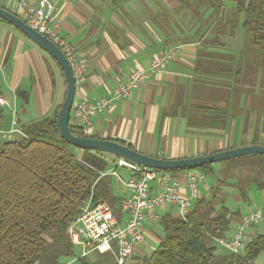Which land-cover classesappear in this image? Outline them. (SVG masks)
<instances>
[{"label":"crops","instance_id":"0c3cea01","mask_svg":"<svg viewBox=\"0 0 264 264\" xmlns=\"http://www.w3.org/2000/svg\"><path fill=\"white\" fill-rule=\"evenodd\" d=\"M28 1L38 4L41 0ZM49 1L57 5L53 20L60 36L76 47L79 59L87 62L85 79L77 86L76 101L109 96L130 72L148 67L163 49L179 46L178 55L165 69L151 74L130 97L115 101L109 111L96 116L89 135L120 141L140 152L163 158L199 156L264 144L261 68L253 73L252 92L237 95L234 88L242 87V82L227 80L234 87H227L231 88L228 102L213 101L198 94L200 90H208L210 84L205 81L220 79L214 76L213 64L222 60L208 55L237 56L243 48V19L235 9L228 10L226 17L231 23H238V27L233 34L221 35L220 45H216L210 42L215 37L213 10L201 11L192 0ZM3 4L24 18L23 9L13 0H5ZM66 91V79L57 62L19 29L0 19V96L6 99L0 108V128H12L14 115L16 127L22 129L26 124L53 117ZM178 100L181 102L176 107ZM220 107L227 114L217 118L214 108ZM108 158L111 170L116 158L110 154ZM224 167L219 165L214 169L217 172ZM117 173L109 175L114 194L122 200L130 171L119 167ZM171 174L179 193L190 197L188 171ZM209 178L205 176L200 181V195L194 200V206L199 198L211 197L219 177ZM150 185L155 188L157 181H151ZM222 194L225 205L234 214L230 227L235 224L238 232L243 217L255 207L264 208V187L253 186L248 198L233 185L223 186ZM168 210L176 212L173 207H165L160 215ZM159 232L158 224L146 226V241L134 251L128 264H142L153 240L159 244ZM247 235L249 241L254 236ZM84 258L86 264H116L110 253L91 252Z\"/></svg>","mask_w":264,"mask_h":264},{"label":"trees","instance_id":"16d2710c","mask_svg":"<svg viewBox=\"0 0 264 264\" xmlns=\"http://www.w3.org/2000/svg\"><path fill=\"white\" fill-rule=\"evenodd\" d=\"M192 1L201 11L213 10L215 37L210 42L216 45H220L221 35L233 34L238 27V23L228 21L226 12L235 9L244 16L242 50L237 56L208 55L222 60L213 64V68L216 74L224 76L215 74L220 79L205 81L210 84L208 90H200L198 94L213 101L228 102L231 88L227 87L234 88L228 79L235 80L236 84L242 82V87L234 88L235 94L252 92L254 71L261 68L264 73V0ZM180 102L175 103L176 107ZM62 103L53 117L26 124L25 135L0 143V264H67V260L77 255L69 234L70 226L89 201L108 204L122 218L121 199L113 192L110 175L102 174L111 165L109 154L85 149H80L79 154L72 150L74 146L59 132L58 113ZM214 110L219 115L217 118L227 114L222 107ZM70 130L79 137H94L75 123L72 112ZM242 158L226 161L228 165L220 171L222 177L233 174L235 181L227 180L223 184V178L219 177L211 197L199 198L186 219L172 210L160 215L159 245L143 258L142 264H254L264 254V234L254 235L242 253L217 252V239L225 236L234 215L225 205L221 186H239L241 194L248 198L249 190L241 186L240 173H233L240 167ZM246 158L249 160L245 162L257 166L256 171L249 169L256 173V177L247 178L249 184L263 188L264 180L259 178L264 176V155L251 154ZM196 169L205 176L216 175L213 164ZM189 170L193 169L166 171ZM79 260L86 264L84 257Z\"/></svg>","mask_w":264,"mask_h":264},{"label":"built area","instance_id":"2783aa9c","mask_svg":"<svg viewBox=\"0 0 264 264\" xmlns=\"http://www.w3.org/2000/svg\"><path fill=\"white\" fill-rule=\"evenodd\" d=\"M4 1L0 0V6L4 7ZM13 1L25 13L24 18H21L56 44L64 53L70 62L78 86L85 79L87 62L79 59L76 47L60 36L57 23L53 20L57 5L49 0H41L38 4L30 3L28 0ZM178 53L177 45L163 49L151 59L148 67L137 68L130 72L126 80L120 83L109 96L96 100H75L71 111L74 121L86 134H89L96 116L109 111L115 101L130 97L135 89L146 83L151 74L165 69ZM5 104L6 99L0 96V108ZM13 124L14 126L8 130L0 128V143L14 139L17 134L25 135L22 128L16 127L15 115ZM114 164L113 169L102 174L118 175L119 167H126L130 171L129 178L125 181L127 192L121 200L122 218L119 219L108 204L89 201L69 229L71 241L80 254L74 257L75 260L86 257L91 252H97L113 254L116 264H128L134 251L146 241V226L158 224L161 209L173 207L181 218H187L193 208V201L200 195L199 183L205 178L200 170H189L187 186L191 196L186 197L179 193L177 182L168 171L149 168L120 157L114 161ZM153 180L157 181L155 188L150 185ZM263 220L264 208L255 207L243 217L236 236L219 238L217 243L230 252L242 253L249 241L248 235L244 232L245 229Z\"/></svg>","mask_w":264,"mask_h":264},{"label":"water","instance_id":"95a60500","mask_svg":"<svg viewBox=\"0 0 264 264\" xmlns=\"http://www.w3.org/2000/svg\"><path fill=\"white\" fill-rule=\"evenodd\" d=\"M0 19L12 24L32 39L46 53H48L63 70L67 81V91L58 113L59 132L60 136L74 147L105 152L137 164H142L149 168L163 171L180 168L196 169L206 164H214L244 155H264V144H252L199 156L163 158L140 152L128 145L111 139L79 137L74 135L70 130V118L73 103L75 101L77 84L69 60L56 44L28 25L16 13L0 6Z\"/></svg>","mask_w":264,"mask_h":264},{"label":"rangeland","instance_id":"374dc122","mask_svg":"<svg viewBox=\"0 0 264 264\" xmlns=\"http://www.w3.org/2000/svg\"><path fill=\"white\" fill-rule=\"evenodd\" d=\"M241 16H242V19L244 18V16H243V14H240ZM264 74V73H263ZM19 137V136H18ZM72 150L74 151V152H79L80 151V148H77V147H72ZM248 155H244V156H242L243 158L239 161L240 162V167L238 168V170H234L233 171V173H239L240 172V175H241V177H239V178H241V179H243V181H241L242 182V187L243 186H246L247 188H248V190H251V188L253 187V186H255L256 184H249V182H248V180H247V178L249 177V176H253V177H256V173L255 172H250L249 171V169H253L254 171H256L257 170V166L256 167H253V166H251L250 164H248L247 162H245V161H248L249 159L248 158H246ZM241 157V156H240ZM226 161H228V160H224V161H221V162H217V163H214L213 165H214V167L216 168V167H218L219 165H228L227 164V162ZM123 169L121 168L120 169V171H122ZM124 171V170H123ZM249 171V172H248ZM126 173V172H125ZM222 177V175L220 174V171L219 170H217V172H216V175H214L213 177L211 176V178H209V179H215V177ZM223 178V184H225V183H227V180L228 181H235V178L233 177V174H229V175H227V176H224V177H222ZM241 179H239L238 180V183L240 182V180ZM259 180L261 181H263L264 180V176L262 177V178H259ZM236 182H237V180H236ZM219 185V184H218ZM221 185V184H220ZM217 186V185H216ZM224 185H222L221 186V188L223 187ZM240 189V187L238 186H236V189L238 190V191H240L239 189ZM193 206H194V201H193ZM231 229H229V230H227L226 231V233H225V235L227 236V238L229 237V236H232L233 235V237H234V235L236 236L237 235V233H238V227L236 228L235 227V224H232L231 225V227H230ZM245 234H252V235H255V234H264V220L262 221V222H260V223H257V224H253V225H251V226H249V227H247L246 229H245ZM252 235H250V236H252ZM232 238V237H231ZM158 241L157 240H153V245H152V248L151 249H149L148 250V253H147V255L148 254H150V253H152L157 247H158ZM217 252L218 253H220V254H224V253H228L229 251L225 248V247H223L222 245H220V244H217ZM76 253H77V256H79L80 254H79V250L76 248ZM92 255V254H91ZM93 255H94V253H93ZM70 262H72V263H70ZM75 262V263H74ZM79 264L80 262H79V260L77 261V260H75V258L73 257V258H71L70 260H67V264ZM254 264H264V254L262 253V254H260L258 257H257V259L254 261Z\"/></svg>","mask_w":264,"mask_h":264}]
</instances>
